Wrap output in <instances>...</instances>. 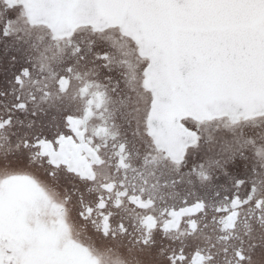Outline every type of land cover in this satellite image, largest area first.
Returning a JSON list of instances; mask_svg holds the SVG:
<instances>
[{"label": "snow or ice", "instance_id": "obj_1", "mask_svg": "<svg viewBox=\"0 0 264 264\" xmlns=\"http://www.w3.org/2000/svg\"><path fill=\"white\" fill-rule=\"evenodd\" d=\"M0 264H264V0H0Z\"/></svg>", "mask_w": 264, "mask_h": 264}]
</instances>
